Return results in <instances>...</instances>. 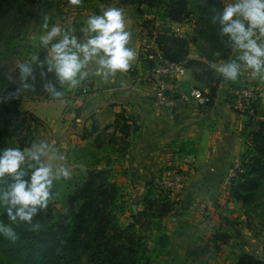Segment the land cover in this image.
Instances as JSON below:
<instances>
[{"label":"crops","instance_id":"obj_1","mask_svg":"<svg viewBox=\"0 0 264 264\" xmlns=\"http://www.w3.org/2000/svg\"><path fill=\"white\" fill-rule=\"evenodd\" d=\"M193 29L186 37L192 36ZM200 53L197 46L190 45L189 59L203 61L208 68L210 62L225 61H208ZM231 58L233 53L226 60ZM133 65L135 69L118 73L107 82L91 79L89 94L76 95L81 89L67 91L64 103L28 104L25 111L39 122L41 135H47L43 139L55 141L64 153L74 149L84 156L87 151L106 157V162L112 157L111 170L119 175L111 179L112 183L120 179L129 189H143L157 183L166 168L188 169L182 188L175 192L177 208L182 218L193 221L199 230L206 227V221L198 217V204L209 207L219 203L244 212L239 204L228 200L225 183L234 162L248 149L249 141L243 135H251L258 123H264V91L258 90L252 110L235 112L236 93L248 72L230 82L210 68L209 79L195 80L188 69L182 88L196 87L210 102L205 108L169 114L157 106L155 89L143 80L149 64L145 61L141 66L139 60ZM44 103L53 106L54 116L42 120L35 108ZM213 212L221 214L220 209ZM238 214L231 211L222 217Z\"/></svg>","mask_w":264,"mask_h":264},{"label":"rangeland","instance_id":"obj_2","mask_svg":"<svg viewBox=\"0 0 264 264\" xmlns=\"http://www.w3.org/2000/svg\"><path fill=\"white\" fill-rule=\"evenodd\" d=\"M167 1L154 0L152 6L148 7L140 4L138 0H83L82 6L74 7L69 4V0H34V4L18 17L13 13L10 19L6 16L1 18L0 95L6 89L14 86V81L8 80L4 73L13 72L18 64L29 62L30 58L38 51L44 14L50 15V24L59 23L61 27L69 31L75 29L76 34L81 35V30L85 27V22L90 15L100 14L109 5L123 7L126 10L128 28L133 33V41L130 46L134 47L137 54L134 63L140 60L142 66L145 63L144 55L140 52L143 39L147 41L155 39L157 33L164 29H168L169 35H173L172 29L175 24L166 17L163 8ZM225 2L226 0H223V4ZM14 17L17 20H14ZM193 20V18H189L179 25L185 28L186 33H191ZM6 26H8V30L10 29L8 35L4 30ZM33 36L36 39H33ZM7 48L10 49V53L4 55ZM132 68L135 69V66L132 65ZM245 72L247 73V71ZM247 74L248 76L243 78L246 81L242 80L244 85L250 84L257 93L263 92L264 81ZM49 99L42 90L37 93H26L20 99L8 102L0 101V130L6 127L10 130L23 117L27 120L28 125V122L32 120L29 118V113L25 111V107L28 104L48 102ZM35 114L42 120L52 117L54 116L53 106L41 104L35 108ZM39 127L40 125L38 128L35 126L34 130L30 131L20 130L12 136L3 132L5 134H0V149L5 147L25 148L34 141L47 136L41 135ZM62 151L64 153V150ZM64 155L65 163L70 167L72 175L70 180L59 182L56 185L60 196L45 211L51 210L52 214L62 212L64 188L69 186L71 189L73 183L87 181L88 173H99L100 180L106 181V183H112L111 179H117L119 176L118 173H113L111 170L112 157H108L109 162H106L104 160L106 157H101L100 154L93 156V154H87L86 151L84 156H81L78 150L74 149L66 151ZM167 169H164L163 172ZM96 182L99 183V180L97 179ZM154 184L158 185L156 182ZM113 185L115 201L112 204L108 203L107 211L115 215L116 224L121 230L126 229L129 225L133 226L130 233L118 235L119 241L128 243L129 239L135 241L139 239L143 249L154 250L141 257V264H235L241 253L264 259V225L261 223L263 217L260 215L250 213L249 220L245 218V214L241 210L223 208L225 205L216 203L209 205V213L205 216L198 215L200 219L206 221V227H200L199 230L193 225V221L182 218L180 215L175 191L164 190L166 194H169L170 203L174 204L169 206L170 212L166 216L158 218L156 213L158 210L160 211L163 202L158 200L155 195L150 196V199L156 202L155 210L153 208L152 212L144 209L141 203L145 188L129 189L127 183H122L120 179ZM141 191L142 194H139ZM132 207L134 210H131ZM218 209L221 210L220 215L213 212ZM231 211L240 214L234 218H226V215L222 217L224 213ZM136 213H140V216L133 220L131 214L136 215ZM211 216L217 218L215 220L214 218L208 219ZM196 225L199 226L201 223ZM161 236L164 239L162 238L160 243L156 244L155 242ZM5 250L6 247L0 242V264H16Z\"/></svg>","mask_w":264,"mask_h":264},{"label":"clouds","instance_id":"obj_3","mask_svg":"<svg viewBox=\"0 0 264 264\" xmlns=\"http://www.w3.org/2000/svg\"><path fill=\"white\" fill-rule=\"evenodd\" d=\"M69 4L80 7L83 0H69ZM212 12L211 21L227 38L233 58L210 62L209 68L225 81L236 82L245 71L264 81V0H226L222 9ZM50 20V15H43L39 36L46 55H33L13 72L4 73L14 86L0 95V101L42 89L52 101L64 103L66 91L78 90L86 81L100 78L107 82L131 70L137 54L130 46L133 33L123 7L109 5L100 14L90 15L81 35ZM65 159L55 141L43 138L25 148L0 149V207L9 221H0V235L6 240L19 241L14 227L19 224L33 232L41 230L36 217L58 200L56 185L71 179Z\"/></svg>","mask_w":264,"mask_h":264},{"label":"trees","instance_id":"obj_4","mask_svg":"<svg viewBox=\"0 0 264 264\" xmlns=\"http://www.w3.org/2000/svg\"><path fill=\"white\" fill-rule=\"evenodd\" d=\"M153 1L138 0L148 7L152 6ZM33 4L34 0H0V19L5 16L10 19L13 13L18 17ZM223 5V0H168L163 7L166 17L173 24L193 18L195 27L192 36L188 37L169 35L168 29L159 31L154 42L163 58L171 62H185V67L192 70L195 80L201 77L209 79L211 71L206 63L189 59V50L190 45L197 46L201 52L200 57L208 61L231 57L232 51L228 47L227 38L219 34V25L211 21L212 9H222ZM13 19L17 20L16 17ZM4 30L7 35L10 34L8 26ZM9 53L10 49L7 48L4 55ZM35 55L43 58L46 52L39 47ZM41 91L42 89L39 90ZM80 94L83 95L76 91V95ZM253 102L248 110H252L256 101ZM235 112L238 111L235 109ZM29 118L32 121L28 125L23 117L10 130L7 127L1 129L0 134L6 132L12 136L20 130H34L35 126L38 128L39 122L30 114ZM258 125L257 131L251 135H243L249 141L248 149L239 156L241 172H237L230 180L226 191L228 199L244 209L246 219L250 220L252 213L260 215L264 225V123ZM98 174L88 173L87 181L75 182L71 189L66 186L62 194V212L52 214L49 210L36 217L42 226L40 231L29 230L26 224L14 226L20 236L15 244L0 235L6 254L16 264H141V257L154 250L143 249L139 239H129L128 243L119 241L118 235L130 233L133 226L129 225L123 230L117 226L115 215L107 211L108 203L115 201V187L113 183L102 182ZM97 179L99 183L96 182ZM151 195L163 202L160 211L156 213L157 217L166 216L170 212L169 206L174 204L170 203L169 194L154 183L146 185L141 203L144 209L150 211L153 208L155 210L156 205L150 199ZM131 216L134 220L140 213ZM0 221L9 223L3 208H0ZM162 238L164 239L163 236L158 238L155 243H160ZM235 264H264V259L241 253Z\"/></svg>","mask_w":264,"mask_h":264},{"label":"built area","instance_id":"obj_5","mask_svg":"<svg viewBox=\"0 0 264 264\" xmlns=\"http://www.w3.org/2000/svg\"><path fill=\"white\" fill-rule=\"evenodd\" d=\"M172 34L176 37H186L189 33H186L185 28L181 25L175 24L173 25ZM140 52L144 55V60L149 64L143 80L147 85L155 89V100L160 109L173 114L189 108H205L209 104V97L200 89L195 87L182 88L183 79L188 71L185 67V62H171L164 59L155 42L147 41L146 39H143L140 45ZM80 89L85 95L91 93V81H86ZM257 95L258 93L253 86L242 84L236 93L235 109L238 112L248 111L252 102L256 100ZM187 172L188 169H168L157 184L163 190L179 191L185 182ZM237 172H241L239 158L234 162V166L226 178V189L230 186V180L235 177ZM196 208L201 217L209 213L205 204H198Z\"/></svg>","mask_w":264,"mask_h":264}]
</instances>
